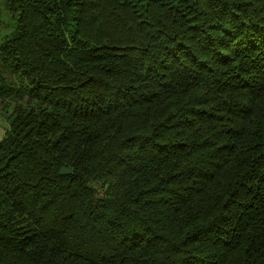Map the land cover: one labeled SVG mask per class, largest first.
<instances>
[{"label":"trees","instance_id":"obj_1","mask_svg":"<svg viewBox=\"0 0 264 264\" xmlns=\"http://www.w3.org/2000/svg\"><path fill=\"white\" fill-rule=\"evenodd\" d=\"M0 26V264H264V0H0Z\"/></svg>","mask_w":264,"mask_h":264},{"label":"rangeland","instance_id":"obj_2","mask_svg":"<svg viewBox=\"0 0 264 264\" xmlns=\"http://www.w3.org/2000/svg\"><path fill=\"white\" fill-rule=\"evenodd\" d=\"M5 24H6V22H4ZM3 24V23H2ZM8 31V28H7V26H3V27H1L0 26V34L1 35H4L6 32ZM6 122H4L3 120H1L0 119V127L3 129V130H5V126H6Z\"/></svg>","mask_w":264,"mask_h":264},{"label":"water","instance_id":"obj_3","mask_svg":"<svg viewBox=\"0 0 264 264\" xmlns=\"http://www.w3.org/2000/svg\"><path fill=\"white\" fill-rule=\"evenodd\" d=\"M71 172V170L69 168L66 167H62L60 170L61 174H69Z\"/></svg>","mask_w":264,"mask_h":264},{"label":"crops","instance_id":"obj_4","mask_svg":"<svg viewBox=\"0 0 264 264\" xmlns=\"http://www.w3.org/2000/svg\"><path fill=\"white\" fill-rule=\"evenodd\" d=\"M5 134V130H3L1 127H0V138H2Z\"/></svg>","mask_w":264,"mask_h":264}]
</instances>
